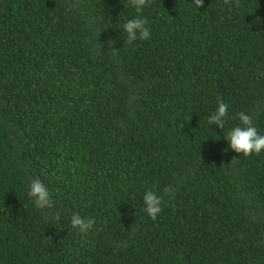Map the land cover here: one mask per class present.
I'll use <instances>...</instances> for the list:
<instances>
[{"label": "trees", "instance_id": "obj_1", "mask_svg": "<svg viewBox=\"0 0 264 264\" xmlns=\"http://www.w3.org/2000/svg\"><path fill=\"white\" fill-rule=\"evenodd\" d=\"M136 17L151 36L129 44ZM239 112L264 134V0H0V264H264V151L230 148Z\"/></svg>", "mask_w": 264, "mask_h": 264}, {"label": "clouds", "instance_id": "obj_2", "mask_svg": "<svg viewBox=\"0 0 264 264\" xmlns=\"http://www.w3.org/2000/svg\"><path fill=\"white\" fill-rule=\"evenodd\" d=\"M131 5L135 8L137 13L141 12L143 7L150 3V0H130ZM195 5L203 6V0H194ZM228 3V0H225ZM124 31L127 34V42L132 44L137 39H150L151 32L147 27V21L143 18H132L127 20L123 25ZM113 48V54L117 51ZM229 105L222 100H217V107L214 112L208 117L209 125L215 124L217 127L223 129L225 118L228 116ZM240 124L232 127L225 136L230 148L236 153L249 156L253 153L259 154L264 151V134H260L257 128L253 126L252 117L244 112L237 113ZM222 151H227L223 149ZM233 158L231 161H235ZM167 191V189H165ZM28 195L34 198V203L39 209H51L53 207V200L51 198L48 187L38 178L34 177L29 184ZM145 205V212L151 217L153 221L157 219L158 214L162 211L163 198L155 192L148 190L143 196ZM59 219V214H56ZM70 222L73 228L79 229L82 233H87L94 226V219L81 217L79 213H73Z\"/></svg>", "mask_w": 264, "mask_h": 264}]
</instances>
